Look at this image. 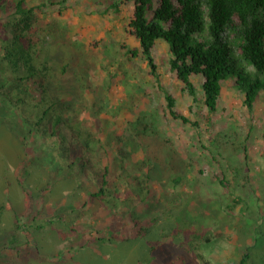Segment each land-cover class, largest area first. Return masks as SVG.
I'll return each mask as SVG.
<instances>
[{
	"label": "rangeland",
	"instance_id": "374dc122",
	"mask_svg": "<svg viewBox=\"0 0 264 264\" xmlns=\"http://www.w3.org/2000/svg\"><path fill=\"white\" fill-rule=\"evenodd\" d=\"M31 1L47 3L44 12L58 22L61 58L78 62L66 97L75 119L95 137L97 161L109 152L97 165L124 160L129 184L109 205L90 199L96 174L91 179L65 170L67 161L52 142L20 109L1 101L0 237L18 236L1 257L16 264H240L248 253L246 264H264V92L250 109L227 80L217 112L209 114L201 79H194L195 101L173 72L166 43L153 53L156 71L142 54H129L140 49L128 29L132 2L117 14L115 0ZM169 94L199 126L170 114ZM155 137L168 141L163 154L170 164L160 166L161 174L151 171L148 156ZM169 152L188 165L178 183ZM217 173H225L228 187ZM147 175L151 193L142 201L136 189L146 183L131 182ZM129 185L137 187L130 189L135 203L123 202Z\"/></svg>",
	"mask_w": 264,
	"mask_h": 264
},
{
	"label": "trees",
	"instance_id": "16d2710c",
	"mask_svg": "<svg viewBox=\"0 0 264 264\" xmlns=\"http://www.w3.org/2000/svg\"><path fill=\"white\" fill-rule=\"evenodd\" d=\"M50 2L56 4V0ZM131 2L134 9L128 29L140 43V49L128 51L131 56L142 54L156 71L153 53L162 41L169 47L173 72L195 101L198 87L194 79H201L209 114L217 112L227 80H233L235 87L245 94V104L250 109L254 107L260 92H264V0H115L112 6L119 14L120 5ZM46 6L45 2L32 5L28 0H0V102L20 109L32 127L52 142L67 161L65 170L89 178L95 173L92 183L97 189L89 197L109 205L115 202L123 185L129 184L128 179L123 181L126 176L121 170L127 166L124 160L103 167L97 165L109 157V152L104 150L97 161L91 142L95 138L93 133L73 116L77 111L67 100L71 91L66 86L78 62L71 64L61 58L60 44L56 42L58 22L44 12ZM166 99L167 110L176 120L193 123L178 109L174 96L169 94ZM193 124L199 126L198 122ZM155 138L157 142L153 141L148 156L153 163L151 171L161 174L160 166L167 168L170 164H164L163 154L168 141ZM167 156L174 165L173 178L178 183L179 172L184 173L188 165L176 152ZM233 170L239 173L236 168ZM152 175H147L146 181L135 178L131 182L137 186L146 183L140 189L134 188L142 201L151 193L148 185ZM216 178L228 187L225 173H217ZM131 187L124 188L123 202H136ZM145 189L149 191L145 193ZM4 210L0 205V221ZM21 228L18 225V230ZM115 231L117 228L112 227V239L117 238ZM13 235L0 237V264H16L15 259L10 262L1 257L5 249L11 248L9 241ZM14 238L17 241L18 236L15 234ZM17 251L22 253L21 249ZM247 258L248 253L240 264H246Z\"/></svg>",
	"mask_w": 264,
	"mask_h": 264
}]
</instances>
